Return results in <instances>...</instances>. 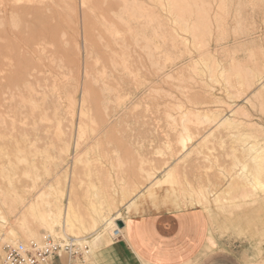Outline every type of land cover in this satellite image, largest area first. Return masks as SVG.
Wrapping results in <instances>:
<instances>
[{"label": "rangeland", "instance_id": "rangeland-1", "mask_svg": "<svg viewBox=\"0 0 264 264\" xmlns=\"http://www.w3.org/2000/svg\"><path fill=\"white\" fill-rule=\"evenodd\" d=\"M50 1L52 3H50ZM84 1L87 6L84 5ZM84 1L45 0L44 5L42 6L43 10L39 12L37 10L38 8H40V4L38 2L23 1V3H15V6H13L10 5V3H14V1L12 0H3V2L0 1V5H2L0 7V19L2 17L4 18V14L1 13V11H4L6 8L8 10H10L12 7L16 8L18 9V13L23 11L20 13L21 21L17 28H9L8 26L5 27V24L3 23L2 27L0 25L1 33L2 31L5 33V30H7L6 28L9 29L10 33L12 32V34H10V37L12 35L11 39L3 38L5 34L0 33V36L2 35V37L0 38V68L4 69L7 72L6 77L0 78V102L2 103L0 111L2 114V119L4 118L3 121L2 119L0 120V134L3 135H0L2 136L0 137V203L7 199L10 203H8V205H11L10 208L12 207V205V209L14 208L12 210L9 208V206L7 207L3 204H0V208L3 209L4 213H6L8 221L6 227L14 229L19 236L21 235L20 237L22 238H20V242H24L25 244H30L31 242L40 244L43 242L46 235L52 233V230H44L40 228L41 225L38 224L40 222L34 221V219L31 217H28V220L30 218V222L27 221L29 222L28 227L33 228L39 232L40 236L37 240L31 238L28 239L26 233L24 234L19 226V218H21L20 215H25L27 212L25 206L20 202H22V199H27L28 192L30 190L29 187L34 182L39 180V183L37 182L36 185H38L40 188L36 186L37 190H35L33 197L36 198L38 196L37 194L43 193L44 197L42 199L41 210L44 211L45 209L47 211V209L49 208L48 206H52V209H54L55 205L61 202V211H57L58 220H54L55 226L53 225V231L56 232L58 231V229H62L64 224H66V233L73 237L81 238L83 236L91 235L92 250L93 255L95 256L94 251L99 247V245L95 244V236L92 231L88 230V232L83 230H76L72 232L73 229L71 228L73 224L71 225L70 220L75 222L76 213L78 215H82L83 218L87 220L84 221L88 222V220H91L92 217H99L100 215H98V213H95L93 207H99L98 209L101 208L105 216V221L103 220L104 222L102 221L99 223L98 229H101L98 234L102 233L103 236L107 238V241H111L110 237H112V240H115L113 238V234H111L112 228L109 229V227L112 226L110 219L114 218L116 215H120L122 219H124L126 216H128V214L135 210L136 208L134 207L131 208L130 211V208H128L127 204H129V202L134 198L136 194H139L140 192L144 193L146 191L145 197H142V199L140 198L139 201H141L148 197V194L151 191L155 193L157 189H160L163 186L164 183L160 186L159 184H157V182L162 180L164 176L166 177L167 173H171L172 175L174 174L172 173V171H175V180H179L182 176L180 172L181 168H184V173L186 169V174L188 176V173H193V171L195 170L194 167H196L197 177L195 179L196 175L194 176L193 174L192 176H189L193 177L195 181L193 182L189 180L188 183H191L189 185L192 188L187 185V189H185L188 190L190 188L192 190L191 195L189 194V192H191L190 189L188 190V192L185 191L186 194L192 196L190 197V199L188 196H186L188 197L186 198L188 199V202L189 200H192L190 201V204L186 202L185 205L191 206L192 202L195 204L194 201L197 198L207 199L210 202L207 203L206 200H204L206 202L205 205H208V207L206 205L205 208L207 209L208 213H210V215H214L213 213H217L218 217L228 218L229 216L225 213V211H228L219 209V206H217L214 199L217 196H221L222 198H230L235 194L242 195V193L240 191H237V189L234 190L232 189V186L229 187L230 182L228 181L231 180H229L228 177L225 178V176H230L228 175V172L232 174L233 171H236L237 168H235V164H238L237 161L239 160L244 164L246 162V164H249L251 162V167L254 165L252 164V158L256 155L254 154L255 152L251 151V148L249 149L248 147H252V145H258L256 146V149L263 147L261 149L264 150V103L263 100L255 99L254 97V94L259 89V86H257L258 84L255 81L254 85H252L253 88L246 92L245 98L243 97L242 100L234 104L235 100H232V98H230L231 94H229L228 92L229 88L226 84L225 77L222 76V72L225 70L228 71L226 74L230 75L232 77V82L236 84V66L233 61L238 60V62H242L243 64L246 63L248 66L253 67V65L259 61L261 52L264 53V2H261L262 0H258L259 2L255 0L256 5H252L255 7L245 5V8H240L241 20L243 19L242 23L245 24V28L244 24H242L243 26H241L240 28L243 27V30H238V32H240L241 34L243 32L244 33L242 35L238 33V36L240 35L239 38L237 35H235L237 33H235V31L233 32V29L235 27H232L234 26V22L232 20H229L227 22V27L225 26L226 29H224L225 31L222 30V33H220L221 31L219 30L217 31L218 26H216L217 24H215L216 22L214 20L215 26L213 28V36L215 38L212 37V35L211 37L209 35H199V37H205L204 41L205 39L209 41L207 43H204L202 41L203 39L201 38V43H203L201 45L200 41L198 43L199 37L197 39L196 37H194V34H192L191 32L189 33L190 30L186 26H184L185 24H182V22L179 21V19L174 16L173 13H171L169 9V0H163L165 2L162 1L163 5L161 4V6L159 5L160 2H157L156 0H140V6L144 5L148 9L144 7V10H142L141 6V11L139 12V14L141 15L138 14L140 17H136V20L134 22V28H139L137 29L138 31L135 29V33L138 34V36L136 34L137 42L135 44H133L127 28L121 26V29L124 32V37H126L127 45H129L130 43L132 45L131 58L128 55L130 52H128V50H126L125 48L126 45H124V48H122L123 44L117 43L115 35L110 32L111 30H109L108 27L109 24L107 22H103L104 19H107L108 21L114 19L111 12L113 9H116L118 5H120V3H118L119 1ZM210 1L215 5V2L218 3L220 0ZM240 1H242V6L243 4H247L248 2L247 0ZM164 3L165 5L167 4V7L169 6V10L164 5ZM7 5L9 6V8ZM162 6H165L166 8H163ZM145 10L148 11L146 12ZM166 10L168 11L166 12ZM154 14H156V16H154ZM168 14L170 16H173L170 18ZM153 17L156 18L153 19ZM173 18L176 21L174 20L173 22L171 20ZM177 20L179 21V24L181 23V26H179V24L177 25ZM86 28L88 33L86 32ZM248 28L250 29V31L248 30ZM246 33L247 35H245ZM84 34H86L85 37ZM221 35H224L225 37L227 36V40L223 41L224 43L217 42V40H215ZM179 36H184V40L178 38ZM234 36L237 37L235 38ZM192 38L193 41L191 40ZM38 41L43 45L38 46ZM182 41L185 42L183 43ZM194 41H197L196 45L193 44L195 43ZM51 44L52 46H49ZM199 44L201 46H199ZM232 47L234 52L231 51V49H228ZM93 49H95V51ZM87 51H90V53L93 52V59L90 58L88 60V57L85 56L89 53H87ZM207 53H211L212 55H214L217 58L218 62H220V66L217 70L212 69V57L211 59L210 57L207 58L208 64H204L205 62L203 60V56H206ZM7 57H9L10 59H7ZM116 57L117 59H114ZM119 60L122 62L123 60L126 61L127 65H130L131 68H129L131 70L127 72L120 69L119 72L122 71V73H116L113 68V63ZM86 65L90 67L89 73L91 74L90 78L93 79L92 81H94L95 78L98 79L94 81L95 83L92 82L90 78L88 80L85 77L84 73L86 70ZM103 65L107 71L104 74L102 73L105 70ZM221 68L224 69L221 70ZM131 71L135 75H132ZM112 76H114V78ZM121 77L123 78V87L118 86L119 84H117V82H114L118 81ZM85 80L88 81L85 82ZM106 84L108 86H106ZM84 86L90 87L91 98L89 101L90 103H92V105L90 104V106H92L90 108L92 116H95L94 118L96 120V125L92 124L89 120H87V118H81V120L78 119L79 116H77V110H79V104L76 105L77 108L75 106L76 113L73 112V106L70 105L71 100L72 104L74 102L80 103L79 101L81 100V92ZM30 87H33L35 89L37 88L36 92L30 93ZM104 87H106L107 89L109 87V89L111 90L107 91L104 89ZM113 88L116 89V92L113 91ZM133 89L135 90L134 95L137 94L136 96H134L133 91H131ZM117 90L121 92L119 93ZM76 92L77 94L75 95ZM72 94L74 97H72L74 101L73 99H69V97L71 98ZM119 94L123 99H119ZM131 95H133V97ZM188 95L190 96V98ZM204 95H206L207 97ZM107 96L110 97L108 98ZM208 98H210L211 100H209ZM31 100H35L36 104ZM193 101H196L195 104ZM204 102L207 103V105ZM105 105L108 108H104ZM181 105L183 106V110L181 107L179 108V106ZM168 106L170 109L168 108ZM70 109L73 111H70ZM178 110H182L183 112L181 111V113ZM190 111H192V113ZM193 111L194 114H197V112H199V114L208 113L210 115H219V117L217 122H202V120H198L197 118H195L196 114L193 115ZM236 111H238V114L234 113ZM166 112L168 113L166 114ZM73 113H75V115ZM167 115L172 116V119H169L168 121V118L170 117H168ZM26 116H29L30 119L25 123V119L27 118ZM185 116L188 117V121H186L187 118ZM227 117H232V120H235L237 124L241 126L238 125V128L236 123L232 126L226 123L227 125L225 124L223 126L219 123V119H226ZM32 118L35 119L37 127H40L42 131L45 132V129L47 128L48 135L47 131L46 133H44L40 129L41 134H43V136L41 137V141L44 144L38 143L36 145V148L42 149V154L40 153L38 156V153H36V155L30 157V155L32 154V150H30L29 147L27 148L29 143L25 142V135L26 133L28 135L32 128ZM60 119H62V121H60ZM112 119L113 121H111ZM59 121L63 122L61 123V125L64 124L63 127H68V130H70V126L72 125L73 121V125L81 123L83 124V122H85L84 124H89L90 126H88V129H90V127H93V125L97 128L101 124L102 127L99 128L104 130L108 135L107 142L110 143L109 145L111 147L110 148L108 146L107 149V146H104V148L106 147L105 149L108 152L110 150L113 151L112 147L119 146L117 150H120V154L123 155L121 156L122 162L121 159L119 161L116 156L112 157L113 155H111L110 157V153L112 151L108 152L107 154H103L105 157H103L102 159L100 157L102 154L100 152V154H97L96 143H94L97 142L98 138L94 140L93 138H95V136L91 137V134L86 141L81 142L77 152L72 148V150L68 151L69 153L66 152L64 150L65 145L63 144L66 142L65 139L67 138V136H64L63 134H61L60 136V128L62 127L59 128V126H61ZM240 122L242 123L240 124ZM218 123L222 126H219ZM57 125L59 126L57 127ZM231 128L237 129L232 130ZM188 129L191 131V133L190 131H188ZM68 130L65 129V131ZM118 130L119 132H117ZM229 131H233L234 133H230ZM189 133L192 135V139L194 137L196 138L188 142V150H184V148L180 144L179 139L183 136H180L179 134L187 136V134ZM228 133L229 137H227ZM109 135L111 139L109 138ZM62 138H65V142L60 143V140H63ZM90 138H92L94 142ZM50 141L53 146H51L50 144V146H47ZM83 142L84 144H82ZM92 142L94 144V147H92ZM45 143H47L46 146ZM111 143L113 146H111ZM45 148H48L49 152H43V149L45 150ZM172 148L173 151H171ZM174 149L176 150V152L174 151ZM88 150L94 151L93 153L96 152L97 155H94L92 151L88 152ZM193 150H195L196 152L194 153ZM197 150H199V153ZM62 151L68 154L66 155ZM141 151L144 154L146 152L149 157L148 155L146 156V154L143 155ZM148 151H150L151 153H149ZM152 151L154 153H152ZM191 151L194 154H189L192 153ZM249 151L252 152L253 156ZM185 152L187 154H185ZM204 152L208 156H205ZM43 153L47 154L49 158ZM175 153L177 154L176 156ZM150 154L152 155L150 156ZM161 154L163 155L162 157ZM27 155L29 156L27 157ZM186 155H190L191 157L185 158ZM235 156L239 159L235 158ZM45 157H47V159ZM138 157L139 162L141 163L140 165L138 162ZM164 157H166L167 160L169 159V163H174L176 166H179L178 162L181 159L183 160L182 162L180 161L181 163L179 162L181 166L179 168L176 167L177 170H173L172 168L175 165L168 164V162H166V158L163 159ZM26 158H30L36 164L37 170L36 172H34L35 180L34 178H30L28 174H25V172L28 173L26 170L30 169V167H28L30 161L28 162L27 159L28 163H26ZM143 158H145L144 161ZM151 158L153 160L155 159L156 163ZM195 159H198L200 162L198 160L193 161ZM140 160H142L143 163L146 160H149V162L152 161L154 165L151 164V162L149 164V162L146 161V163L144 164L147 165H144L143 167L142 161ZM190 161H193L194 163L192 162V164ZM120 163L122 164V167L119 166ZM250 164L247 165L249 166V169ZM151 165L154 166V168ZM189 165L191 167L193 165H196L193 166L192 172V168H190ZM138 166H140L139 168L143 167V170L145 169V171L151 168L149 169V172L146 173H150L151 175L154 174V177L151 176L152 178H150L149 174H143L145 171L142 172V168L140 170L139 168L136 170ZM155 166L157 167L155 168ZM166 166H168V169L166 168ZM158 168L160 171H163L157 174L158 171H154V169L158 170ZM206 168H209L208 171L206 170ZM182 169L181 171H183ZM197 169L199 171L203 169V171L199 172ZM150 170L153 171L151 172ZM223 170H225L224 175L222 173ZM186 174L184 175V177L186 176ZM167 178H169V175ZM31 180H34L33 183ZM40 181L42 182L40 183ZM171 181L176 183L174 179ZM171 181H167L166 183H169L168 185H171L172 187L176 186ZM217 182L219 183L217 184ZM72 183L74 184V191L71 196H69V186ZM156 185L157 187H155L154 189L153 186ZM31 187L33 188V185ZM220 188L221 190H219ZM134 189H137V192ZM262 194L263 193L258 194V202H256L254 205L246 203L241 205V208L232 209H234V211L236 209L239 214H244L246 210H249V208H254V214L255 216H257L255 217V219L260 220V215H264V194ZM175 196L177 195L175 194ZM69 198L71 199L73 203L72 205L74 206L73 211L71 210V206L68 204ZM56 200L60 202L58 203ZM109 207L111 208V210H109ZM126 207L127 210L125 209ZM6 208H9L11 212L13 211V213L9 214V209ZM71 214L74 219H71ZM56 220L57 222H55ZM68 225H70V227ZM4 231L7 232V230ZM76 233L77 235H75ZM239 233L242 234L240 230ZM24 236H26L27 239ZM2 238L4 239L5 236H3ZM9 242L10 241H6L2 243V241H0V264H4V245L8 244Z\"/></svg>", "mask_w": 264, "mask_h": 264}, {"label": "bare ground", "instance_id": "bare-ground-1", "mask_svg": "<svg viewBox=\"0 0 264 264\" xmlns=\"http://www.w3.org/2000/svg\"><path fill=\"white\" fill-rule=\"evenodd\" d=\"M0 1H2L3 2V0H0ZM11 1V0H10ZM12 1H14V3H10V5H13V6H15L14 4L16 3V4H21V2L23 3V1H28V2H38L39 4H40V8H38L37 10H38V12L39 11H41V10H43V5H44V1L45 0H12ZM84 1V0H83ZM119 2L118 3H120V5H118V7L116 8V9H113L112 10V16H113V20H105L104 18V20H103V22L105 23V22H107L109 25H108V27H109V30H111L110 32H112L114 35H115V39H116V41H117V43H121V44H123V47L122 48H124V45H126V50H128V52H130L131 53V55H130V53L128 54L129 55V57H131L132 58V49H131V43L129 44V45H127V41H126V37H124V32L122 31V29H121V26H124V27H126L127 28V30H128V32L130 33V36H131V40H132V42H133V44H135L136 42H137V36H138V34L137 33H135V29L136 28H134V25H135V20H136V17H140L139 15H141V14H139V12L141 11V6H140V0H118ZM154 1V0H153ZM157 2H160V6H161V4L163 3V2H165V1H163V0H156ZM163 1V2H162ZM218 1V0H217ZM248 2H247V4H243V6H242V1H240V0H220L218 3H216L215 2V5L214 4H212L211 3V1L210 0H169L168 2H169V4H170V11H171V13H173L174 14V16H176L178 19H179V21H181L182 22V24L184 23L185 25L184 26H186L190 31H189V33L191 32L192 34H194L195 36L194 37H196L197 39H198V37H199V35H202V36H207V35H209L210 37H211V35H212V37H214L213 36V28H214V20H215V24H217L216 26H218V29H217V31L219 30V31H221L220 33H222V30H224V29H226L225 28V26L227 27V25L226 24H228L227 22L229 21V20H232L233 22H234V26H232V27H235L234 29H233V32L235 31V33H237V34H235V35H237L238 36V33L240 34V35H242L240 32H238V30L239 31H241V29L243 28H240L241 26H243L242 24H244V23H242L243 21V19L241 20V10H240V8L241 7H244L245 5H247V6H252V5H256V3H255V0H247ZM258 1V0H257ZM260 1V0H259ZM258 1V2H259ZM86 2H87V0H86ZM156 2V3H157ZM167 2V3H168ZM261 2H264L263 0L261 1ZM50 3H52L51 1H50ZM116 3V2H115ZM214 3V2H213ZM241 3V4H240ZM245 3H246V1H245ZM2 4H4V3H2ZM143 4V3H142ZM9 5V4H8ZM7 5V6H8ZM23 5V4H22ZM27 5V4H26ZM31 5V4H30ZM83 5V4H82ZM84 5H86L87 6V4H85V1H84ZM163 5V4H162ZM164 5H165V3H164ZM167 5V4H166ZM165 5V6H166ZM258 5V4H257ZM263 5V4H262ZM2 5H0V7H1ZM21 6V5H20ZM20 6H18V7H20ZM112 6V5H111ZM164 6V7H165ZM11 7V6H10ZM17 7V6H16ZM22 7H24V6H22ZM30 7V6H29ZM36 7H38V6H36ZM145 6L143 5L142 6V10H144L143 8H144ZM163 7V6H162ZM163 7V8H164ZM167 7V6H166ZM165 7V8H166ZM169 7V6H168ZM168 7H167V9H168ZM252 7H255V6H252ZM259 7V6H258ZM257 7V8H258ZM264 7V6H263ZM8 8H9V6H8ZM45 8V7H44ZM112 8V7H111ZM146 8V7H145ZM245 8V7H244ZM243 8V9H244ZM12 9V10H11ZM10 10H8L7 8L4 10V11H1V13H3L4 14V18L2 19H0V25H1V27H2V25L3 24H5L4 26L5 27H9V28H17L18 27V25H19V23H20V21H21V16H20V13L21 12H23V11H21V12H19L18 13V9H16V8H11ZM36 9V8H35ZM146 9H148V8H146ZM168 9V10H169ZM37 10H35V11H37ZM165 10V9H164ZM168 10H166V12L168 11ZM48 11V10H47ZM111 11V10H110ZM146 12L148 11V10H145ZM52 12V11H51ZM48 13V12H47ZM110 13V14H111ZM170 13V12H169ZM243 13V12H242ZM264 13V12H263ZM139 14V15H138ZM153 15V14H152ZM152 15H151V17H152ZM162 15V14H161ZM169 15V14H168ZM172 15V14H171ZM2 16V15H1ZM32 16V15H31ZM154 16H156V14H154ZM170 16V15H169ZM173 16V15H172ZM172 16H170V18L172 17ZM144 17V16H143ZM193 17H194V19H193ZM154 18H156V17H153V19ZM169 18V19H170ZM176 18V19H177ZM139 19V18H138ZM137 19V20H138ZM4 20V21H3ZM157 20V19H156ZM155 20V21H156ZM173 22H174V18L173 19H171ZM153 21V20H152ZM160 21V20H159ZM176 21V20H175ZM178 21V20H177ZM179 21L177 22V25L179 24ZM162 22V21H161ZM3 23V24H2ZM163 23V22H162ZM176 23V22H175ZM230 23V22H229ZM181 24V23H180ZM179 24V26H181ZM136 25H137V22H136ZM85 26H86V23H85ZM183 26V27H184ZM231 26V25H230ZM160 27V26H159ZM175 27H176V24H175ZM229 27V26H228ZM172 28H173V24H172ZM179 28V27H178ZM181 28V27H180ZM217 28V27H216ZM244 28H245V24H244ZM5 29V28H4ZM7 30H5V33L2 31V33L3 34H5L4 35V37L3 38H5V39H11V37H12V35H11V37H10V34H12V32L10 33V31H9V29L8 28H6ZM137 29H139V28H137ZM136 29V30H137ZM183 29V28H182ZM185 29V28H184ZM12 30V29H11ZM88 30H89V28H88ZM243 30V29H242ZM245 30V29H244ZM248 30L250 31V29L248 28ZM138 31V30H137ZM159 31V30H158ZM225 31V30H224ZM230 31V30H229ZM86 32L88 33V31H87V28H86ZM85 32V33H86ZM161 32V31H160ZM183 32H184V30H183ZM231 32V31H230ZM232 32V33H233ZM248 32V31H247ZM1 33V32H0ZM1 33V34H2ZM176 33H178V32H176ZM219 33V32H218ZM250 33V32H249ZM112 34V35H113ZM136 34H137V36H136ZM234 34V33H233ZM85 35L86 34H84V37H85ZM189 35V34H188ZM198 35V36H197ZM239 35V36H240ZM245 35H247V33L245 34ZM202 36H200L199 37V39H198V43H199V41H200V43L203 41L204 43L206 42H209V41H207L206 39H205V41H204V38H202ZM237 36H234L235 38L237 37ZM239 36H238V38H239ZM2 37V35L0 36V38ZM182 37V36H181ZM180 36L178 37V38H180L181 40H184V36L181 38ZM193 37V38H194ZM210 37H209V40H210ZM217 37V36H216ZM227 37V36H226ZM224 35H221V36H219V37H217L215 40H217V42H223L224 40H227V38H226ZM177 38V39H178ZM191 38V37H190ZM193 38L191 39L192 41H193ZM203 39L202 41L200 40V39ZM215 38V37H214ZM167 39V38H166ZM88 40V39H87ZM236 40V39H235ZM187 41H188V39H187ZM212 41V40H211ZM211 41H210V43H211ZM39 42V41H38ZM86 42V41H85ZM176 42V41H175ZM174 42V43H175ZM183 42V41H182ZM185 42V41H184ZM183 42V43H184ZM191 42V41H190ZM195 42V41H194ZM226 42V41H225ZM186 43H188V42H186ZM193 43V42H192ZM196 43H197V41L195 42V43H193V44H195L196 45ZM224 43V42H223ZM50 44V43H49ZM88 44H89V42H88ZM92 44V43H91ZM203 43H201V45H202ZM38 46H41V45H43L41 42H39L38 44H37ZM47 45V44H46ZM94 45V44H93ZM119 45V44H118ZM175 45V44H174ZM187 45V44H186ZM200 44H199V46H201ZM205 45V44H204ZM203 45V46H204ZM49 46H52V44L51 45H49ZM86 46H87V44H86ZM91 46V45H90ZM192 46V45H191ZM198 46V45H197ZM198 46V47H199ZM208 46V45H207ZM206 46V47H207ZM78 47V46H77ZM84 47V46H83ZM92 48H93V46H92ZM35 49H37V48H35ZM228 49H231V51H233V47L232 48H228ZM80 50V49H79ZM78 50V51H79ZM83 50H84V48H83ZM88 50V49H87ZM89 50H90V48H89ZM94 51H95V49H93ZM89 52V53H88ZM116 52V51H115ZM127 52V53H128ZM234 52V51H233ZM55 53V52H54ZM81 53V52H80ZM87 55H85V56H87L88 57V60L90 59V58H92V56L94 55H92V53L93 52H91L90 53V51H87ZM126 53V52H125ZM258 53V52H257ZM53 54V53H52ZM51 54V55H52ZM114 54V53H113ZM32 55V54H31ZM50 55V56H51ZM118 55H120V54H118ZM134 55V54H133ZM33 56V55H32ZM55 56V55H54ZM79 56V55H78ZM115 56V55H114ZM169 56V55H168ZM181 56V55H180ZM36 57V56H35ZM95 57V56H94ZM100 57V56H99ZM210 57V59H211V57H212V59H213V61H212V63H211V66H212V69L213 70H217L218 68H219V66H220V62H218V60H217V58L214 56V55H212L211 53H207V55L206 56H203V60H204V64H208V61H207V58H209ZM168 58V57H167ZM7 59H10L9 57H7ZM93 59V58H92ZM97 59V58H96ZM95 59V60H96ZM98 59H100V58H98ZM113 59V58H112ZM114 59H117V57L116 58H114ZM123 59V58H122ZM130 59V58H129ZM172 59H173V57H172ZM176 59H178V58H176ZM79 60V59H78ZM102 60V59H101ZM57 61V60H56ZM97 61H99V60H97ZM114 61V60H113ZM120 61V60H119ZM119 61H115L114 63H113V68H114V70L116 71V73H118L119 72V70L120 69H122L123 71L125 70V71H130L131 69V67H130V65H127V63H126V61H124L123 60V62L122 61H120V63H119ZM234 62V64H235V66H236V69H235V71H236V84H234L233 82H232V77L230 76V75H227L226 73L228 72V71H223L222 72V76L223 77H225V79H226V84L228 85V92H229V94H231V97L230 98H232V100H235L234 101V104L236 103V102H238V101H240V100H242L243 99V97L245 98V95H246V92L248 91V90H250L251 88H253L252 87V85H254V82L256 81L257 82V86H259V89L256 91V93L254 94V97H255V99H261V100H263V103H264V53L263 52H261V56H260V58H259V61L256 63V64H254L253 65V67H250V66H248L246 63H242V62H238V60L236 61V60H234L233 61ZM87 63V62H86ZM173 63V62H172ZM176 63V62H175ZM203 63H202V65H203ZM239 63H240V65H239ZM103 64V63H102ZM197 64V63H196ZM195 64V65H196ZM88 65V64H87ZM86 65V70H85V77L89 80V78L91 77V74L89 73L90 72V67H88ZM95 65V64H94ZM99 65V64H98ZM97 65V66H98ZM158 65V64H157ZM81 66V65H80ZM155 66V65H154ZM92 67V66H91ZM95 67V66H94ZM103 67H104V65H103ZM130 67V68H129ZM165 67V66H164ZM105 68V67H104ZM112 68V69H113ZM160 68H162V67H160ZM133 69V68H132ZM195 69V68H194ZM224 68H221V70H223ZM54 70V69H53ZM104 70V69H103ZM105 71V72H104ZM102 73L104 74V73H106L107 71H106V68H105V70H104ZM110 71V70H109ZM113 71V70H112ZM181 71V70H180ZM92 72V71H91ZM126 72V73H127ZM132 72V71H131ZM182 72V71H181ZM204 72V71H203ZM202 72V73H203ZM100 73V72H99ZM98 73V74H99ZM113 73V72H112ZM119 73H122V71L121 72H119ZM125 73V72H124ZM179 73V72H178ZM177 73V74H178ZM200 73V72H199ZM102 74V75H103ZM108 74V73H107ZM128 74V73H127ZM126 74V75H127ZM138 74V73H137ZM181 74V73H180ZM6 75H7V72L4 70V69H2V68H0V78L2 77V78H4V77H6ZM109 75V74H108ZM112 75H114V74H112ZM122 75V74H121ZM132 75H135V74H133V72H132ZM182 75V74H181ZM106 76V75H105ZM111 76V75H110ZM125 76V75H124ZM179 76V75H178ZM85 77H83V78H85ZM113 78H114V76H112ZM111 77V78H112ZM118 77H119V75H118ZM130 77V76H129ZM102 78H104V77H102ZM109 78V77H108ZM134 78V77H133ZM138 78V77H137ZM179 78V77H178ZM80 79H81V77H80ZM91 79V78H90ZM96 79L97 78H95V80L94 81H96ZM122 77L118 80V81H114V82H117V84H119L118 86H122L123 84H122ZM125 79V78H124ZM235 79V78H234ZM2 80V79H1ZM88 80H85V82L86 81H88ZM93 79H91V81H92ZM98 80V79H97ZM115 80H116V77H115ZM176 80V79H175ZM94 81H92V82H94ZM139 81V80H138ZM98 82V81H97ZM132 82H133V80H132ZM145 82V81H144ZM95 83V82H94ZM104 83V82H103ZM86 84V83H85ZM97 84V83H96ZM116 84V85H117ZM125 85V84H124ZM132 85V84H131ZM141 85V84H140ZM30 86V85H29ZM80 86V85H79ZM96 86V85H95ZM106 86H108L107 84H106ZM118 86H117V89H118ZM183 86V85H182ZM110 87V86H109ZM109 87H108V89L106 88V87H104V89L105 90H111V89H109ZM123 87V86H122ZM129 87H131V86H129ZM137 87V86H136ZM144 87V86H143ZM201 87V86H200ZM79 88V87H78ZM82 88V87H81ZM138 88V87H137ZM136 88V89H137ZM140 88V87H139ZM179 88V87H178ZM37 89V88H36ZM36 89L35 88H33V87H30V89H29V91H30V93H33V92H36ZM124 89V88H123ZM77 90H79V89H77ZM76 90V91H77ZM120 90V89H119ZM122 90V89H121ZM140 90V89H139ZM188 90V89H187ZM256 90V89H255ZM113 91H115L116 92V89H114L113 88ZM118 91V90H117ZM125 91V90H124ZM131 91H133V95H134V89L133 90H131ZM190 91V90H189ZM75 92V91H74ZM90 87L89 86H84V88H83V90H82V92H81V100L79 101L80 103H76V102H74L73 104L71 103L72 102V100H71V102H70V105L71 106H73L72 108H73V110H71L70 109V111H73V112H75L76 110V108H77V104H79V110H77L78 111V113H77V116H79V118L78 119H80L81 120V118H87V120H89L92 124H95L96 125V120H95V116L93 117L92 116V113H91V108L90 107H92V106H90V104L92 105V103H90ZM102 92V91H101ZM119 93L121 92V91H118ZM123 92V91H122ZM188 92V91H187ZM103 93V92H102ZM105 93V92H104ZM111 93V92H110ZM110 93H109V95H110ZM126 93V92H125ZM136 93V92H135ZM192 93V92H191ZM77 94V92L75 93V95ZM112 94V93H111ZM113 94H114V92H113ZM122 94V93H121ZM128 94H129V91H128ZM127 94V95H128ZM131 94V93H130ZM149 94V93H148ZM188 94V93H187ZM103 95V94H102ZM117 95V94H116ZM133 95H131L132 97H133ZM137 95V94H136ZM136 95H134V96H136ZM104 96V95H103ZM121 95L119 94V99L120 98H122V97H120ZM130 96V95H129ZM189 96V95H188ZM204 96H206V95H204ZM69 97V96H68ZM73 97V94L71 95V98L69 97V99H73L72 98ZM108 97V96H107ZM110 97V96H109ZM108 97V98H109ZM116 97H118V96H116ZM115 97V98H116ZM126 97V96H125ZM124 97V98H125ZM128 97V96H127ZM207 97V96H206ZM31 98V97H30ZM182 98V97H181ZM184 98V97H183ZM189 98H190V96H189ZM107 99V98H106ZM118 99V100H119ZM123 99V98H122ZM132 99V98H131ZM134 99V98H133ZM177 99V98H176ZM187 99H188V97H187ZM194 99V98H193ZM209 100H211L210 98H208ZM28 100V99H27ZM92 100V99H91ZM104 100V99H103ZM102 100V101H103ZM117 100V101H118ZM127 100V99H126ZM23 101H24V99H23ZM32 102H34L35 104H36V102H35V100L33 101V100H31ZM73 101H74V99H73ZM131 101V100H130ZM135 101V100H134ZM133 101V102H134ZM187 101V100H186ZM109 102V101H108ZM124 102V101H123ZM122 102V103H123ZM169 102V101H168ZM190 102V101H189ZM194 102V101H193ZM196 102V101H195ZM195 102H194V104H195ZM206 102H207V100H206ZM210 102V101H209ZM262 102V101H261ZM1 103V102H0ZM102 103V102H101ZM110 103H111V101H110ZM198 103V102H197ZM205 103V102H204ZM211 103V102H210ZM262 103V104H263ZM104 104V103H103ZM113 104V103H112ZM118 104V103H117ZM120 104H121V102H120ZM180 104V103H179ZM178 104V105H179ZM182 104V103H181ZM202 104V103H201ZM206 105H207V103H205ZM216 104V103H215ZM1 105H2V103L0 104V107H1ZM70 105H69V107H70ZM102 105V104H101ZM107 105V104H106ZM104 106V108H106L107 106ZM111 105V104H110ZM135 105H137V104H135ZM165 105V104H164ZM189 105V104H188ZM198 105V104H197ZM204 105V104H203ZM202 105V106H203ZM75 106H76V108H75ZM117 106V105H116ZM119 106H121V105H119ZM150 106V105H149ZM186 106V105H185ZM190 106V105H189ZM167 107V106H166ZM182 108L183 106L181 105V106H179V108ZM187 107V106H186ZM191 107V106H190ZM205 107V106H204ZM230 107V106H229ZM232 107V106H231ZM108 108V107H107ZM168 108H169V106H168ZM198 108V107H197ZM69 109V108H68ZM135 109V108H134ZM163 109V108H162ZM170 109V108H169ZM105 110V109H104ZM103 110V111H104ZM122 110V109H121ZM180 110V109H179ZM178 110V111H179ZM182 110H183V108H182ZM181 110V111H182ZM185 110V109H184ZM192 110V109H191ZM210 110V109H209ZM107 111H109V110H107ZM119 111V110H118ZM181 111H179V112H181ZM183 112V111H182ZM181 112V113H182ZM191 113H192V111H190ZM3 113V112H2ZM76 113V112H75ZM75 113H73L74 115H75ZM164 113H165V111H164ZM168 112H166V114H167ZM190 113V114H191ZM216 113V112H215ZM234 113H236V114H238V111H236V112H234ZM47 114V113H46ZM188 114V113H187ZM196 114V113H195ZM194 114V111H193V115H195ZM170 115V114H169ZM171 115H173V114H171ZM181 115V114H180ZM189 115V114H188ZM187 115V116H188ZM73 116V115H72ZM76 116V117H77ZM106 116V115H105ZM168 116V115H167ZM179 116V115H178ZM27 118L25 119V123H26V121H28L29 119H30V117L29 116H26ZM168 117H170V118H168ZM168 117H166V118H168V121H169V119H172L171 117L172 116H168ZM186 117V116H185ZM185 117H184V119H185ZM189 117V116H188ZM188 117H186L187 119H186V121H188ZM190 117H191V115H190ZM218 117H219V115L217 116V115H214V114H212V115H210V114H208V113H204V114H199V112H197V114L195 115V118H197L198 120H202V122H208V121H215V122H217V120H218ZM10 118V117H9ZM46 118H48V117H46ZM61 118V117H60ZM73 118V117H72ZM118 118V117H117ZM120 118V117H119ZM179 118H181V117H179ZM2 119V114H1V111H0V120ZM4 119V118H3ZM3 119H2V121H3ZM74 119V118H73ZM110 119V118H109ZM191 119H192V117H191ZM32 120V128H31V130H30V132L28 133V135H27V133H26V135H25V139H26V141L25 142H28L29 144H28V146H27V148L29 147V149L30 150H32V154L30 155V157L31 156H34V155H36V153H38V156H39V154L42 152V149H37L36 147V145L38 144V143H42V141H41V137L43 136V134H41V131H42V129L40 128V127H37V123H36V121H35V119L34 118H32L31 119ZM46 120V119H45ZM64 120V119H63ZM79 120V121H80ZM60 121H62V119H60ZM59 121V122H60ZM111 121H113V119L111 120ZM171 121V120H170ZM173 121V120H172ZM177 121H178V119H177ZM43 122V121H42ZM71 122H72V120H71ZM70 122V123H71ZM120 122V121H119ZM175 122V121H174ZM174 122H173V124H174ZM185 122V121H184ZM214 122V123H215ZM2 123H4V122H2ZM1 123V124H2ZM61 123H63V122H60V125H61ZM85 122H83V124L81 123V124H77V125H73L74 124V121H73V123H72V125L70 126V130H68V127H63V125H61V126H59V125H57V127L59 126V128L60 127H62V128H64V129H62V128H60V136H61V134H63L64 136H67V138L65 139V141H64V139L63 140H60V143L62 142H65L63 145H65V151L66 152H68V151H70V150H74V151H78V149H79V146H80V144H81V142L82 141H86L90 136V134H91V137L93 136H95V138H93L94 140H96L97 138V142H94V140H92V138H90L94 143H96V149H97V154H107L108 152H111L112 150H110V151H106V147L104 148V146H107V149H108V146L110 147V143H108L107 141H108V138H107V134L105 133V131L104 130H102V129H100L102 126H101V124H100V128L99 127H95L94 125H93V127H90V129H88V126H90L89 124H84ZM98 123V122H97ZM195 123V122H194ZM197 123H198V121H197ZM219 123L220 124H222L223 126L227 123V124H229V125H233V124H235L236 123V125H237V127H238V125L239 124H237V122L234 120H232V117L230 118V117H227L226 119H219ZM218 123V124H219ZM224 123V124H223ZM242 122H240V124H241ZM181 124V123H180ZM203 124H205V123H203ZM217 124V125H218ZM219 124V126H222V125H220ZM226 124V125H227ZM99 125V124H98ZM182 125V124H181ZM185 125V124H184ZM198 125V124H197ZM186 126V125H185ZM239 126H241V125H239ZM192 127V126H191ZM229 127V126H228ZM228 127H226V128H228ZM56 128V127H55ZM92 128H96V129H92ZM105 128V127H104ZM107 128V127H106ZM239 128V127H238ZM40 129H41V131H40ZM58 129V128H57ZM62 129V130H61ZM65 129L66 130H68V131H65ZM118 129V128H117ZM232 129V128H231ZM235 129H237V128H235ZM235 129H232V130H235ZM56 130V129H55ZM64 130V131H63ZM120 130V129H119ZM119 130L117 131V132H119ZM228 130V129H227ZM226 130V131H227ZM230 130V129H229ZM3 131V130H2ZM46 131H47V128L45 129V132L44 131H42V132H44V133H46ZM50 131V130H49ZM188 131H190L189 129H188ZM57 132V131H56ZM59 132V131H58ZM121 132V131H120ZM179 132H181V131H179ZM230 133H232L233 131H229ZM66 133V134H65ZM108 133V132H107ZM190 133H191V131H190ZM187 134V136H185V135H183L184 134V132H183V134L181 135V134H179L180 136H183V137H181V138H179L180 139V144L182 145V147L184 148V150H188V142H190L191 140H193L194 138H196V137H194L193 139H192V135L191 134ZM234 133V132H233ZM41 134V135H40ZM112 134V133H111ZM0 135H2V134H0ZM47 135H48V131H47ZM58 135V134H57ZM62 135V136H63ZM194 135H196V134H194ZM233 135V134H232ZM3 136V135H2ZM2 136H0V137H2ZM44 136H45V134H44ZM88 136V137H87ZM113 136V135H112ZM227 136V135H226ZM234 136V135H233ZM232 136V137H233ZM6 137V136H5ZM49 137V136H48ZM87 137V138H86ZM227 137H229V133H228V136ZM46 138V137H45ZM105 138V139H104ZM109 138H110V135H109ZM49 139V138H48ZM60 139V138H59ZM90 139H89V142H90ZM111 139V138H110ZM113 139V138H112ZM221 140V139H220ZM41 141V142H40ZM58 141V140H57ZM114 141V140H113ZM179 141V140H178ZM44 142V141H43ZM59 142V141H58ZM93 142L91 143V144H93ZM118 142H119V140H118ZM219 142V141H218ZM42 144H44V143H42ZM46 144L47 143H45V146H46ZM53 146V144H51V141H50V143H48V145L47 146ZM82 144H84V142L82 143ZM220 144V143H219ZM111 146H113L112 145V143H111ZM168 146H170V145H168ZM172 146V145H171ZM256 146H258V145H256ZM256 146L255 145H252V147H248L251 151H253V152H255L254 154L256 155V156H253L252 155V152L251 151H249V152H251L250 154L253 156V158H252V160H253V163L252 164H254L252 167H251V162L249 163L250 164V169L248 168L249 166H247V165H249V164H244L242 161H237L238 162V164H235L236 166H235V168H237L236 169V171L234 172L233 170V173L231 174L230 172H228V175H230V176H225V178L226 177H228L229 178V180H231L232 181V183H231V181H228V182H230V184H229V187L230 186H232V189H234V190H236L237 189V191H240L241 193H242V195H233L232 197H230V198H228V197H219V196H217L215 199H214V201L216 202V204H217V206H219L218 208L219 209H221V210H227L228 211V213L229 214H236L237 213V208H241V205H243V204H250V205H254L256 202H258V198H259V196H258V194L259 193H263L264 194V150H262L261 148H263V147H260L259 149H256ZM62 147V148H63ZM92 147H94V144L92 145ZM119 146H115V147H112L113 148V151L110 153V157H111V155H113L112 157H115L116 156V158H118L119 159V161H120V159H121V156H123V155H121L120 154V150H117V148H118ZM142 147V146H141ZM26 148V149H27ZM72 148V149H71ZM111 148V147H110ZM170 148V147H169ZM176 149V148H175ZM174 149V151L176 152V150ZM28 150V149H27ZM63 150V149H62ZM93 150H95V149H93ZM29 151V150H28ZM87 151V150H86ZM85 151V152H86ZM90 151H92V150H90ZM89 150H88V152H90ZM171 151H173V148H172V150ZM180 151V150H179ZM198 151V153H199V150H197ZM31 152V151H30ZM29 152V153H30ZM43 152H45V153H47V152H49L48 151V148H45V150L43 149ZM63 152V151H62ZM66 152H63L64 154H68V153H66ZM76 152H74V153H76ZM87 152V153H88ZM94 151H92V153H93ZM100 152V153H99ZM122 152V151H121ZM124 152V151H123ZM142 152V151H141ZM149 153H151L150 151H148ZM181 152H183V151H181ZM192 152V151H191ZM193 152L195 153L196 151L195 150H193ZM189 153V154H194V153ZM28 153V154H29ZM34 153V154H33ZM45 153H43L45 156L47 155V154H45ZM62 153V154H63ZM87 153H86V155H87ZM134 153V152H133ZM143 153V152H142ZM152 153H154L153 151H152ZM178 153V152H177ZM180 153V152H179ZM198 153H197V155H198ZM201 153V152H200ZM42 154V153H41ZM94 155H97L96 154V152L95 153H93ZM145 154H146V156L148 155L146 152H145ZM144 153H143V155H145ZM185 154H187L186 152H185ZM204 154H205V152H204ZM44 155H43V157H44ZM70 155V154H69ZM100 156L102 159H103V157H105L104 155L103 156ZM140 155V154H139ZM139 155H137V156H139ZM152 154H150V156H151ZM177 154L175 153V156H176ZM196 155V156H197ZM200 155V154H199ZM207 154H205V156H206ZM246 155V154H245ZM248 155V154H247ZM29 155H27V157H28ZM40 156H42V155H40ZM50 156V155H49ZM52 156V155H51ZM65 156V155H64ZM141 156H142V154H141ZM163 155L161 154V157H162ZM183 156V155H182ZM188 155H186V157L185 158H189V157H191L190 155L187 157ZM201 156H202V154H201ZM208 156V155H207ZM250 156V155H249ZM47 157H48V155H47ZM47 157H45L46 159H47ZM53 157V156H52ZM96 157H98V156H96ZM129 157V156H128ZM148 157H149V155H148ZM156 157H158V156H156ZM160 157V156H159ZM37 158V157H36ZM49 158V157H48ZM51 158V157H50ZM58 158V157H57ZM123 158V157H122ZM166 157H164L163 159H165ZM184 158V157H183ZM211 158V157H210ZM235 158H238V157H236L235 156ZM245 158V157H244ZM243 158V159H244ZM27 159H28V162H29V166L28 167H30V169L29 170H26L28 173H26L25 172V174L27 175L28 174V176L30 177V178H34V180H35V173L34 172H36V170H37V167H36V164H35V162L34 161H32L30 158H26V163H28L27 162ZM30 159V160H29ZM115 159V158H114ZM152 159V158H151ZM239 159V158H238ZM49 160V159H48ZM47 160V161H48ZM56 160V159H55ZM61 160V159H60ZM145 160V158H143V161ZM149 160H150V158H149ZM149 160H146V161H148L149 162ZM153 160V159H152ZM169 160V159H168ZM167 160V158H166V162H168V164H170V165H173L172 163H169V161ZM171 160V159H170ZM182 160L183 159H181L180 161L182 162ZM187 160V159H186ZM186 160H185V163H186ZM196 160H198V159H195V160H193V161H196ZM204 160V159H203ZM237 160V159H236ZM119 161H118V163H119ZM140 161H142V160H140ZM143 161H142V164H143V167H144V165H147V164H144V163H146V161L143 163ZM154 162H155V159L153 160ZM163 161V160H162ZM175 161V160H174ZM179 161V162H180ZM189 161V160H188ZM192 161V162H193ZM199 161V160H198ZM206 161V160H205ZM211 161V160H210ZM244 161V160H243ZM246 161V160H245ZM42 162V161H41ZM46 162V161H45ZM60 162V161H59ZM121 162H122V159H121ZM138 162H139V157H138ZM147 162V163H148ZM151 162V164H153L154 165V163H152V161H150ZM150 162H149V164H150ZM160 162V161H159ZM176 162H178V161H176ZM178 162V165L179 166H176L175 164V166L172 168L173 170L175 169V170H177V168H179L180 166H181V162L179 163ZM191 162V161H190ZM190 162H189V164H190ZM191 162V163H192ZM200 162V161H199ZM198 162V163H199ZM62 163H64V162H62ZM156 163V162H155ZM158 163V162H157ZM194 163V162H193ZM192 163V164H193ZM211 163H213V162H211ZM61 164V163H60ZM141 163L139 162V165H140ZM160 164V163H159ZM177 164V163H176ZM191 164V165H192ZM119 165V164H118ZM122 164L120 163V165L119 166H121ZM124 165V164H123ZM156 165V164H155ZM164 165V164H163ZM185 165V164H184ZM203 165V164H202ZM212 165V164H211ZM118 166V167H119ZM150 166V165H149ZM149 166H147V167H149ZM152 166V165H151ZM159 166V165H158ZM190 166V165H189ZM193 166H196V165H193ZM193 166L191 167L190 166V168H192L191 169V172L193 171ZM197 166H199V165H197ZM215 166V165H214ZM234 166V165H233ZM122 167V166H121ZM140 166H138L137 168H136V170L139 168ZM143 167H141V168H139V170L141 169V171L143 172V171H145V169L143 170ZM153 168H154V166H152ZM157 166H155V168H156ZM160 167H161V165H160ZM170 167V166H169ZM177 167V168H176ZM184 167V166H183ZM213 167V166H212ZM220 167V166H219ZM120 168V167H119ZM166 168L168 169V166H166ZM171 168V167H170ZM186 168V167H185ZM199 168V167H198ZM28 169V168H27ZM45 169V168H44ZM149 169H151V168H149ZM149 169H147L143 174H145L146 172H149ZM161 169H162V167H161ZM182 169V168H181ZM181 169H180V172H182V174H183V171H181ZM184 169V168H183ZM182 169V170H183ZM194 176H195V173L197 174V172H196V167H194ZM200 169H201V167H200ZM209 169V168H208ZM208 169L206 168V170L208 171ZM215 169V168H214ZM220 169V168H219ZM39 170V169H38ZM138 170V171H139ZM198 170V169H197ZM151 172L153 171V170H150ZM154 171H158L157 172V174L159 173V172H161V171H163V170H159V168H158V170L156 169H154ZM170 171V170H169ZM199 171V170H198ZM200 171H203V169L202 170H200ZM199 171V172H200ZM204 171H205V168H204ZM206 171V172H207ZM224 171L225 170H223V175H224ZM142 172H141V175H142ZM165 172V171H164ZM198 172V173H199ZM38 173V172H37ZM172 173H174V174H172L171 175V173L169 174V173H167L166 175V177H168V175H169V178H167V179H169V180H165V181H162V180H160V181H158L157 182V184H159L160 186L163 184V186L164 185H166L167 183V181L168 182H170L171 180H173L175 177H174V175H175V171L173 172L172 171ZM221 173V174H222ZM230 173V174H229ZM251 174V176H250V174ZM73 174H74V171H73ZM149 174V177L150 178H152L151 176H153V175H151L150 173H148ZM147 173H146V175H148ZM184 174H186V169H185V173ZM225 175H226V172H225ZM27 176V177H28ZM184 176V175H183ZM186 176H187V174H186ZM185 176V177H186ZM39 177V176H38ZM148 177V176H147ZM154 177V176H153ZM174 177V178H173ZM188 177V176H187ZM187 177H186V179H187ZM196 177H197V175L195 176V179H196ZM173 178V179H172ZM39 179V178H38ZM185 179V178H184ZM29 180V179H28ZM34 180H31L32 181V183H33V181ZM188 180V179H187ZM186 180V181H187ZM174 181H176L175 179H174ZM189 181V180H188ZM187 181V182H188ZM37 182L39 183V180L38 181H36V182H34L32 185H33V188L30 186L29 187V192H28V196H27V199H22L21 201L22 202H20L21 204H23L24 206H25V208H26V214L25 215H20L21 216V218H19V226H20V228H21V231H23L24 232V234L26 233V236H27V238L29 239V238H31V239H34V240H37L38 238H39V232L37 231V230H35V229H33V228H30V227H28V225H29V220H30V218H29V220H28V217H31V218H33L34 219V221H37V222H40V223H38L39 225H41L40 226V228H42V229H48V230H52V233H55L53 230V228H54V226H55V223H54V220L55 219H57L58 220V218H57V213L59 212V211H61V208H60V201H58V200H60V199H58V200H56L59 204H57V205H55V208L54 209H52V206H48L49 208L47 209V211L44 209V211H42L41 210V205H42V199H43V197H44V195H43V193H40V194H37V192H36V194L38 195L36 198H34L33 197V194L35 193V190H37L36 188V186H38V185H36L37 184ZM42 181H40V183H41ZM173 184H175L176 185V183H174L173 181H171ZM177 182V181H176ZM169 184V183H168ZM167 184V185H168ZM183 184V183H182ZM189 184H191L190 182L188 183V184H186V183H184L183 185H188L189 187H191ZM179 185H181V184H178V188H179ZM182 185V186H183ZM134 186V185H133ZM171 186V185H170ZM39 187V186H38ZM155 187H157V185L156 186H153V188L155 189ZM159 187V186H158ZM172 187V186H171ZM174 187V186H173ZM188 187V188H189ZM32 188V189H31ZM40 188V187H39ZM38 188V189H39ZM192 188V187H191ZM151 189V188H150ZM180 189H182L183 190V188H180ZM190 189V188H189ZM188 189V190H189ZM134 190H136V192H137V189H134ZM147 190H149V189H147ZM188 190H183L184 191V194H182V192H181V194L183 195L182 197H184V195L186 194V192H188ZM73 191H74V184L72 183V184H70V186H69V196H71V194L73 193ZM180 190H178V192H179ZM186 191V192H185ZM190 191L191 192H189V194L191 195L192 194V190L190 189ZM146 192V191H145ZM145 192L144 193H142V192H140L139 194H136L135 196H134V198L129 202V204H127L128 205V208H130V211H131V208H137V206H138V201L140 200V198L142 199V197H145ZM147 192H149V191H147ZM154 192H150L149 194H148V197L151 199V198H154ZM189 194H186L185 195V198H188L189 197V199H190V197H192V196H189ZM262 194V195H263ZM132 195V194H131ZM178 195H180V194H178ZM261 195V196H262ZM181 196V195H180ZM180 196H179V199H180ZM186 196H188V197H186ZM231 196V195H230ZM264 196V195H263ZM26 197V196H25ZM148 197H146V198H148ZM69 200V205L71 206V210L73 211L74 209H73V203H72V201H71V199L69 198L68 199ZM192 200V199H191ZM191 200H189V204H190V201ZM204 200H206V202L208 203V202H210L209 200H207V199H199V198H197L194 202H195V204L192 202V204H191V207L192 208H194L193 206L194 205H198V207L199 206H204V208L206 207V205H205V201ZM186 202V201H185ZM8 203H9V201L7 200V199H5L4 201H2L0 204H3L4 206H9V208H10V206L11 205H8ZM45 203H46V201H45ZM10 204V203H9ZM48 204H51V203H48ZM204 204V205H203ZM258 204V203H257ZM46 205H47V203H46ZM92 205H93V203H92ZM182 205V204H181ZM185 205V204H184ZM54 206V205H53ZM190 206V205H189ZM230 206V207H229ZM233 206V207H232ZM12 207H13V205H12ZM12 207L10 208V209H12ZM21 207H23V206H21ZM47 207V206H46ZM207 207H208V205H207ZM9 208H6V209H9ZM44 208V207H43ZM99 208V207H98ZM98 208H95V207H93V209L95 210V213H98V215H99V217H92L91 218V220H88V222H86L87 220L86 219H84L83 218V216L82 215H78L77 213H76V217H75V222H73L72 220H70L71 221V225L73 224V226H72V228L71 229H73V231L72 232H74V231H76V230H83V231H88V230H91L92 231V233L94 234V236H95V238H98L102 233H100V234H98L99 232H100V229H98V225H99V223L100 222H102L104 219H105V216H104V214H103V211H102V209L100 208V209H98ZM110 208V207H109ZM186 208V207H185ZM232 208H236L235 209V211H234V209H232ZM10 209H9V214H12L13 213V211L11 212L10 211ZM14 209V208H13ZM12 209V210H13ZM16 209V208H15ZM56 209V210H55ZM127 209V208H126ZM203 209V208H202ZM109 210H111V208L109 209ZM58 211V212H57ZM128 211H129V209H128ZM8 213V212H7ZM120 213V212H119ZM129 213V212H128ZM206 213V212H205ZM239 215V214H238ZM120 215H116L114 218H112V219H110V221H111V223H112V226L111 227H109V229L110 228H112V231H111V234H113V227H114V224H115V222L117 221H120V220H123L122 219V217L120 218L119 217ZM33 219H31V220H33ZM71 219H74L73 218V216H72V214H71ZM57 220L55 221V222H57ZM84 220H86V221H84ZM27 221H29V222H27ZM105 221V220H104ZM103 221V222H104ZM109 221V222H110ZM7 217H6V213H4L3 212V209L2 208H0V241H2V243L3 242H6V241H10L9 242V244L10 243H17V242H20V238H22V237H20L19 235H18V233L14 230V229H12V228H8V227H6L7 225ZM33 222V221H32ZM59 222V221H58ZM65 222H67V221H65ZM77 222V223H76ZM31 224V223H30ZM107 224V223H106ZM54 225V226H53ZM58 225V224H57ZM65 225L66 224H64V229H65ZM31 226V225H30ZM60 226V225H59ZM69 227H70V225H68ZM105 226V225H104ZM108 226V225H107ZM33 227V226H32ZM44 227V228H43ZM62 227V228H63ZM70 229V228H69ZM107 229V228H106ZM4 230H7V232H5ZM81 231H78V232H81ZM89 232V231H88ZM109 232V231H108ZM122 232V231H121ZM121 232H120V234H121ZM2 233V234H1ZM110 233V232H109ZM23 234V235H24ZM98 234V235H97ZM75 235H77V233L75 234ZM97 235V236H96ZM3 236H5V238L3 239L2 237ZM26 236H24L25 238H26ZM83 237H86V236H83ZM89 237H91V235L89 236ZM26 238V239H27ZM24 243V242H23ZM211 243H213V241H212V239H211Z\"/></svg>", "mask_w": 264, "mask_h": 264}, {"label": "crops", "instance_id": "crops-1", "mask_svg": "<svg viewBox=\"0 0 264 264\" xmlns=\"http://www.w3.org/2000/svg\"><path fill=\"white\" fill-rule=\"evenodd\" d=\"M192 174L188 180L194 182ZM183 175L184 170L176 186L166 184L154 198L139 201L122 220L118 238H95L96 264H264V215L255 219L254 208H249L244 214L225 211L229 217L223 218L202 206H184L188 180Z\"/></svg>", "mask_w": 264, "mask_h": 264}, {"label": "built area", "instance_id": "built-area-1", "mask_svg": "<svg viewBox=\"0 0 264 264\" xmlns=\"http://www.w3.org/2000/svg\"><path fill=\"white\" fill-rule=\"evenodd\" d=\"M120 232L116 221L113 238H118ZM4 248V264H96L91 237L76 238L64 228L46 235L40 244L17 242L5 244Z\"/></svg>", "mask_w": 264, "mask_h": 264}, {"label": "water", "instance_id": "water-1", "mask_svg": "<svg viewBox=\"0 0 264 264\" xmlns=\"http://www.w3.org/2000/svg\"><path fill=\"white\" fill-rule=\"evenodd\" d=\"M117 226L122 229L123 228V222L122 221H118L117 222Z\"/></svg>", "mask_w": 264, "mask_h": 264}]
</instances>
